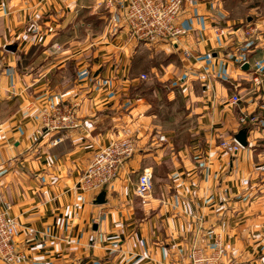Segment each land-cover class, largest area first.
I'll return each mask as SVG.
<instances>
[{"label": "crops", "instance_id": "0c3cea01", "mask_svg": "<svg viewBox=\"0 0 264 264\" xmlns=\"http://www.w3.org/2000/svg\"><path fill=\"white\" fill-rule=\"evenodd\" d=\"M101 1L0 0V208L9 206L19 225L22 264H188L189 250L201 242L194 235L199 226L221 235L224 260L264 264V157L253 154L254 131L250 148L236 157L222 153L215 137L233 140L238 116L250 114L255 101L246 107L228 101L242 100L241 82L254 88L241 67L252 65L259 49L240 48L238 32L228 30L233 25L221 23L224 37L215 35L225 15L219 0H183L174 23L186 34L174 42L135 39L122 15L99 8ZM97 25L98 37L69 43ZM54 45L62 48L57 57L50 54ZM35 49L48 63L22 72L21 55ZM71 50L80 51L73 78L51 83L73 61ZM142 76L161 88L154 96L184 101V121L194 125L183 148L152 121L141 93L130 95ZM70 100L80 102L81 127L40 134L41 109ZM121 128L134 137V154L103 190L105 203L93 205L99 192L84 194L74 183ZM146 169L151 189L140 199L135 187ZM203 246L213 249L208 239Z\"/></svg>", "mask_w": 264, "mask_h": 264}, {"label": "rangeland", "instance_id": "374dc122", "mask_svg": "<svg viewBox=\"0 0 264 264\" xmlns=\"http://www.w3.org/2000/svg\"><path fill=\"white\" fill-rule=\"evenodd\" d=\"M104 1L105 0H102L100 3H97V6H99V8H105L110 12L111 11L116 12V13L119 12L122 15L121 23L124 25V27H126L129 30L127 23L124 20L123 8L118 5H114L113 7H110L111 5L105 4ZM151 1L155 3H165L166 2L165 4H167V3H171L173 0L169 2L168 1L159 2L155 0H151ZM219 2L221 3L220 7H223L225 9V15L222 20L218 19V21H216V26H215L216 28L214 32L215 35L221 38L224 37L225 30L220 27L221 23L223 24V26L233 25L228 30H235V32H238V35L240 37H237L238 38L237 40H238V44L240 48H245V47H248L250 44H252L254 46L251 49H254V48L259 49L256 51L257 54L254 53L252 65L249 64L248 62H245V63H248V65L250 66V70L247 72H250L252 74L251 83L254 85V88L251 90L250 86L246 82H241L240 90H242L243 98L242 100H240L239 95H235V96L238 97L239 103L242 104L241 105L242 107H246L250 104H253L255 101V104L252 105L253 107L252 110L249 112L250 114H247V117L244 115H239L237 118L238 119L237 123L240 124L241 117L246 118V123L243 125L241 124L240 125L241 127H246L249 129L247 137H249V135L251 134L250 131H254L252 132L253 134L251 136V140L253 141V145L251 146V148L254 150L253 154L258 155L259 157H264V0H219ZM182 3H183V0H182ZM181 9H182V5H181ZM180 13H181V10H180ZM87 20H89V18ZM90 23L92 24V22ZM99 32H100V25H97L96 27L91 26V28L90 26L86 27V29H84L82 33L80 32V33L72 34L69 38L70 40L69 43H75V44L80 43L81 44L82 41L87 40L86 38H89L88 41H90L94 39L97 35L99 36ZM182 32H183V35L179 36V38L186 34L185 31L182 30ZM53 49H54V52H50V54H54L53 57L55 56L57 57L58 56L57 54H60L62 52V48L60 47V45L58 46L54 45ZM70 54H71V58L73 59V61L72 62L68 61L65 69H63L60 72H56L53 75L54 82L52 81L51 83L56 84L60 81L64 82L61 79L63 76H68V79L73 78L75 70H76L75 63H77V59L75 58L79 56L80 51L77 52L76 50H71ZM181 55L182 57H185V58L189 57V54L187 51H183ZM46 56H43L42 51L39 49L32 50L31 52L27 53L25 56L21 55V59H22V67H20L22 68L21 71L25 72L24 70H27L28 72L36 73L39 69L45 67L46 63H48L49 60H46ZM0 61H3V60L0 58ZM254 65H258V67L255 68ZM55 71L57 70L55 69ZM89 75L92 76V74L90 73ZM77 76H78V72H77ZM141 78L145 79L143 80L144 82H141L140 84L136 85L134 89H132V92L130 95L133 97V96H136L138 93H141V96L143 97V99L151 105L150 111L155 113V120H152V121H155L156 125L160 124L162 130L164 128L166 130L172 131L173 133L172 136L176 139L175 140L176 145H177L176 148L179 149L178 146H180V148H183L186 144L190 142V138H191L190 135L192 133L191 131L190 132L188 131V128L189 127L193 128V125H194L193 122L190 123V122L184 121L185 120V117L183 118V114H185L184 101L178 99L174 102L173 101L170 102L166 98H162L159 95H157V97L154 96L155 95L154 91H157V90L159 91V89L161 88L158 87L157 84L154 83L155 80L152 77L147 78V77L142 76ZM94 81L95 80H92V82ZM0 90H1V84H0ZM251 98L252 100H250ZM247 100L249 103L247 102ZM239 103H237V105ZM229 105L230 107L237 106V105H231L230 103ZM79 108H80V102L77 100L63 101V102H59L55 104H46L45 107L41 109L40 117L38 119V125L40 126L39 127L40 134L42 132L41 130H44L42 125H49L50 128L57 127L56 129H59L61 128L62 124L64 126L66 125L69 126L68 130L65 132L73 133V131L78 129V125L81 127V121L78 117ZM259 108L261 111L259 110ZM59 111L62 112V114L66 115L65 117L66 121L61 122L59 119H57L56 121L52 122L51 120L54 119L56 112H59ZM46 116H49L51 120H48ZM127 130L128 128L119 129V132L116 133V135L112 137L110 141H108V144L114 140L127 137V136L134 141V137L131 135L130 132H127ZM53 133L61 134V130L53 131ZM215 137L217 139L216 143L218 144L217 148L225 155H228L230 157H236L241 151L240 150L235 156L230 155L226 151H223L220 148V146L223 144V142H229L232 139L227 140L226 137L223 136V134H216ZM57 139L59 140V142L61 141L59 138ZM51 142L49 141L50 145H52ZM248 148L250 147L248 146L247 149ZM79 179L80 177L77 178V181L74 183V188L76 189H78L77 183ZM111 183H109L108 185H110ZM4 211H7V214L15 221L17 225L18 235L15 239L16 250L17 252L23 251L26 255L25 249H21L18 247L17 241L19 238L20 230H19V225L16 219L10 215V212H9L10 207L5 206L3 208H0V212H4ZM194 235L200 236V234L197 231L194 232ZM262 236H263V241H264V229L262 231ZM263 248H264V244H263ZM262 255L264 258V253H262ZM0 260L4 264H9L5 260H3L1 256H0ZM26 261H27V258H26ZM241 264H244V263H241Z\"/></svg>", "mask_w": 264, "mask_h": 264}, {"label": "built area", "instance_id": "2783aa9c", "mask_svg": "<svg viewBox=\"0 0 264 264\" xmlns=\"http://www.w3.org/2000/svg\"><path fill=\"white\" fill-rule=\"evenodd\" d=\"M105 4L118 5L123 8L124 20L133 35L138 40L174 42L183 35L180 28L175 25L177 16L180 14L182 0H173L171 3H155L151 0H105ZM115 3V4H114ZM255 68L258 65H254ZM4 63L0 61V82L3 76ZM229 103L237 105L239 99L236 96L230 97ZM51 120L49 116H46ZM65 114L56 112L54 119L65 122ZM246 123V118L241 117L240 124ZM43 131L53 132L61 130L65 132L69 126L62 124L61 128H50L49 125H42ZM50 129H49V128ZM164 141L162 137L159 139ZM58 139H54L51 144L57 145ZM232 156H235L241 147L233 140L223 142L220 146ZM135 144L128 136L110 142L107 146L99 149L94 155L90 164L81 174L78 180V189L84 194L97 193L104 190L109 183L115 180L121 167L133 156ZM152 172L144 170L137 180L135 195L144 199L151 189ZM203 219H198V224H202ZM197 232L200 234V245H194L188 252V264H241L235 260H224L225 247L220 234L213 231H206L199 226ZM18 229L15 221L7 214V211L0 212V256L9 264H21L26 261L23 251L17 252L15 239ZM211 240L213 247L211 252H206L203 246L204 241Z\"/></svg>", "mask_w": 264, "mask_h": 264}, {"label": "water", "instance_id": "95a60500", "mask_svg": "<svg viewBox=\"0 0 264 264\" xmlns=\"http://www.w3.org/2000/svg\"><path fill=\"white\" fill-rule=\"evenodd\" d=\"M6 52H14L15 47L14 46H7L5 47ZM242 71H249L250 66L248 63H245L241 67ZM249 129L246 127H241L236 134L233 135V140L242 148L246 149L248 147L247 142V135H248ZM105 191H100L99 194L96 196V198L93 200V205H102L105 203Z\"/></svg>", "mask_w": 264, "mask_h": 264}]
</instances>
